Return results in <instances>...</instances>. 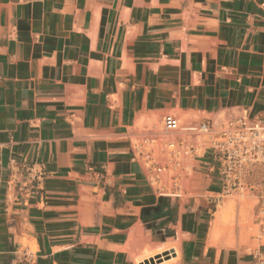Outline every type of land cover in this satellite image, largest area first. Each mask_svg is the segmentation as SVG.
<instances>
[{
    "label": "crops",
    "instance_id": "obj_1",
    "mask_svg": "<svg viewBox=\"0 0 264 264\" xmlns=\"http://www.w3.org/2000/svg\"><path fill=\"white\" fill-rule=\"evenodd\" d=\"M242 110L264 115V0H0V264H135L167 244L172 264H256L207 246L208 154L185 200L133 151L167 113Z\"/></svg>",
    "mask_w": 264,
    "mask_h": 264
},
{
    "label": "built area",
    "instance_id": "obj_2",
    "mask_svg": "<svg viewBox=\"0 0 264 264\" xmlns=\"http://www.w3.org/2000/svg\"><path fill=\"white\" fill-rule=\"evenodd\" d=\"M160 123L164 135L180 133V139H166L153 130L133 143L134 158L159 195L185 196L194 159L208 154L216 165L220 193L248 191L256 200L257 219L264 221V115L251 119L246 110L234 118L222 115L215 130L192 117L181 121L173 112L163 115ZM253 255L256 264H264V242Z\"/></svg>",
    "mask_w": 264,
    "mask_h": 264
},
{
    "label": "bare ground",
    "instance_id": "obj_3",
    "mask_svg": "<svg viewBox=\"0 0 264 264\" xmlns=\"http://www.w3.org/2000/svg\"><path fill=\"white\" fill-rule=\"evenodd\" d=\"M218 119V118H217ZM243 192L240 193V197L247 198L249 192L247 193ZM229 198L221 200L220 204H218L215 212L213 213V219L210 223V230L208 234L207 239V246H216L219 243V240L224 233L228 235L227 239V245H232L234 243V230L235 228H238L239 231V241L241 242H247V237L249 234V225H250V219H249V212L246 211L247 207V199L244 201L242 198H236L234 195ZM235 208H238V220L237 222L234 219L233 211ZM248 209V208H247ZM223 222L226 223L225 229L222 228ZM251 227V226H250ZM173 246V245H172ZM169 244L167 245H161L157 247L156 249H151L150 247H146L143 252L137 256L134 257L135 264H137L139 261H142L143 259L147 257H152L154 255H158L162 251L166 250L168 251L169 247H172ZM126 249L129 248V246L125 247ZM168 249V250H167ZM174 259V258H173ZM173 259L168 258H162V260H159L158 262H155V264H172Z\"/></svg>",
    "mask_w": 264,
    "mask_h": 264
},
{
    "label": "rangeland",
    "instance_id": "obj_4",
    "mask_svg": "<svg viewBox=\"0 0 264 264\" xmlns=\"http://www.w3.org/2000/svg\"><path fill=\"white\" fill-rule=\"evenodd\" d=\"M181 121H183L185 119V117H188L190 116L189 114H186V115H180V114H177ZM191 116H195L193 114H191ZM218 117H222V114L219 115ZM216 119V118H214ZM155 129L157 131H159L160 134H162V137L164 136V138H166V135L163 134L162 130H161V123H160V119H159V125L156 127L155 126ZM155 129H152L155 130ZM214 130L216 129V127L214 126L213 128ZM173 137H181L179 133H175V136L174 135H171L169 136L168 138L169 139H174ZM193 165H195V162H193ZM213 174V173H212ZM212 176V175H211ZM189 181V185H188V193L185 195V200L187 198H190V197H195L198 195V192L196 191L197 189V182H198V179H197V175L196 173L193 171L192 172V175L191 177L188 179ZM248 193V192H247ZM249 195L246 196L247 198L244 197H240V193L239 192H233L232 194L230 195H234L236 198H242L244 201H246L247 199V207H246V211L249 212V219H250V225H249V234H248V237H247V242H241L239 241V238H238V234H239V229L238 228H235L234 230V243L232 245H227V239H228V235L226 233H224V235L222 234L220 240H219V243L216 245V246H222V247H227V248H237L238 250L242 251L244 249H247L249 251H253L254 249H256L260 244H262L264 242V221H259V219H257V213H256V209H255V203H256V200L255 198L250 194L248 193ZM230 195H225V194H221L220 191L219 192H216V193H208L207 196L210 197V200H209V204H208V209H209V230H210V223L213 219V213L215 212L218 204H220L221 200H224V199H227L230 197ZM231 196V197H232ZM248 208V209H247ZM238 208H235L234 211H233V214H234V219L235 221L237 222L238 220ZM222 228L225 229L226 227V223L223 222L222 224ZM251 226V227H250ZM160 255V254H158ZM164 253H162V258H169V256L165 257L163 256ZM157 255H154L152 257H156ZM148 258H151V257H147L145 259H148ZM161 258V260H162ZM158 262V261H156Z\"/></svg>",
    "mask_w": 264,
    "mask_h": 264
},
{
    "label": "water",
    "instance_id": "obj_5",
    "mask_svg": "<svg viewBox=\"0 0 264 264\" xmlns=\"http://www.w3.org/2000/svg\"><path fill=\"white\" fill-rule=\"evenodd\" d=\"M161 256L162 255H157L154 259L153 258H149L148 260H144L141 264H155L154 260H156V261L161 260ZM163 256L167 257L168 253H164Z\"/></svg>",
    "mask_w": 264,
    "mask_h": 264
}]
</instances>
